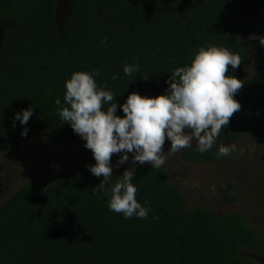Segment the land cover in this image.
<instances>
[{
	"label": "trees",
	"instance_id": "obj_1",
	"mask_svg": "<svg viewBox=\"0 0 264 264\" xmlns=\"http://www.w3.org/2000/svg\"><path fill=\"white\" fill-rule=\"evenodd\" d=\"M56 5L0 0V153L23 137L25 127L32 145L40 136L50 142L83 140L63 123L54 103L57 97L63 103L64 81L73 72L99 69L96 81L117 95L116 115L122 117L119 106L129 94H164L171 72L209 44L239 56L240 65H229L226 75L242 81L234 96L241 107L210 151L201 154L192 146L182 151L183 159L219 161L218 147L242 133L243 110L252 119L264 118V0H73L60 23ZM234 14L245 16L253 34L255 72L245 80L238 75L247 41ZM125 63L138 64L139 71L126 76ZM114 74L119 78L113 80ZM29 107L27 125L14 121L15 113ZM122 174H112V183ZM102 179L80 165L46 186L19 185L0 202V264H257L240 248L264 253V235L242 214L188 208L163 167L145 163L135 170L136 199L151 207L147 219H124L109 210L107 195L93 190Z\"/></svg>",
	"mask_w": 264,
	"mask_h": 264
},
{
	"label": "clouds",
	"instance_id": "obj_2",
	"mask_svg": "<svg viewBox=\"0 0 264 264\" xmlns=\"http://www.w3.org/2000/svg\"><path fill=\"white\" fill-rule=\"evenodd\" d=\"M260 44L264 46V38ZM240 63L239 56L226 47L199 46L190 63L171 72L164 94H129L119 106L122 117L116 115L117 95L106 83L101 86L96 81L101 74L99 69L75 71L64 81L63 103L59 97L54 101L58 115L86 142L84 147L91 150L95 164L88 166L89 171L103 177L93 190L107 195L109 210L122 214L124 219H147L151 207L147 201L144 205L137 201V187L132 182L135 164L147 163L159 169L166 162L165 153L180 152L192 147L194 141L201 154L213 148L221 130L241 107L234 96L243 86L242 81L226 75L229 65L235 69ZM122 70L132 77L139 65L125 63ZM118 78L116 74L112 76L113 80ZM32 115V107L22 109L14 114V121L27 125ZM27 132L25 127L21 135L26 137ZM166 138L170 141L167 152L163 150ZM234 151L235 144H224L218 147L217 156H228ZM117 153L121 154L118 164H126L128 154L132 153L133 167L112 183L111 157Z\"/></svg>",
	"mask_w": 264,
	"mask_h": 264
},
{
	"label": "rangeland",
	"instance_id": "obj_3",
	"mask_svg": "<svg viewBox=\"0 0 264 264\" xmlns=\"http://www.w3.org/2000/svg\"><path fill=\"white\" fill-rule=\"evenodd\" d=\"M58 1L60 7L56 16L60 23L59 15L65 12V4L64 0ZM233 20L239 34L247 41L246 64L238 75L239 79L245 80L255 72L251 66L250 40L253 34L244 25L245 16L234 14ZM261 74L264 76V71ZM241 117L242 133L223 142V145L235 144L236 151L230 155L212 163L186 161L181 155L183 149L172 155L165 153L167 159L162 167L167 181L184 192L188 208L200 206L217 215L238 212L264 235V118L252 119L245 110ZM85 143L67 137L50 142L46 136H40L36 145H32L27 136L10 142L0 153V202L25 181L46 186L74 167L94 165L92 152L84 147ZM169 149L165 142L163 150L167 152ZM120 155L117 153L111 157L112 174L133 167L132 153L128 154L126 164H118ZM139 166L136 163L135 170ZM247 250L242 248L240 253L247 254ZM254 258L264 264V256Z\"/></svg>",
	"mask_w": 264,
	"mask_h": 264
},
{
	"label": "flooded vegetation",
	"instance_id": "obj_4",
	"mask_svg": "<svg viewBox=\"0 0 264 264\" xmlns=\"http://www.w3.org/2000/svg\"><path fill=\"white\" fill-rule=\"evenodd\" d=\"M57 1V5H56V8H55V10L57 11V14H58V10H59V7H60V3H59V1L58 0H56ZM68 1H69V3H68ZM72 1L73 0H64V4H65V14L64 13H62L61 15H59V17H60V19H62L63 17H65V16H67L68 14H69V12H70V10H71V7H72ZM67 10V11H66ZM69 10V11H68ZM262 90H264V87H263V89ZM243 249L245 248V247H242ZM242 248H240V249H242ZM245 249H248V248H245ZM240 251V250H239ZM248 251V253L247 254H241V255H243V256H245V257H248V258H250V259H252L253 261H255L257 264H261L260 262H258L257 260H255V258L254 257H256V256H264V253H257V252H255V251H253V250H251V249H248L247 250Z\"/></svg>",
	"mask_w": 264,
	"mask_h": 264
}]
</instances>
